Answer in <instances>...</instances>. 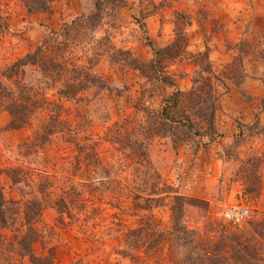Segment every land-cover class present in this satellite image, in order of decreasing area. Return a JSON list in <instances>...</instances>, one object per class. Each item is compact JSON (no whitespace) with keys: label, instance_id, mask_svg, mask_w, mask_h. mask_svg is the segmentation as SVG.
I'll use <instances>...</instances> for the list:
<instances>
[{"label":"rangeland","instance_id":"1","mask_svg":"<svg viewBox=\"0 0 264 264\" xmlns=\"http://www.w3.org/2000/svg\"><path fill=\"white\" fill-rule=\"evenodd\" d=\"M95 4L54 0L50 12L30 13L25 0H0V71ZM102 7L106 19L96 37L111 41L95 46L103 54L97 70L111 92L93 89L81 102L64 103L63 119L80 127L81 153L66 133L38 139V147L26 144L49 110L16 130L7 129L10 116L0 112V183L8 200L22 201L5 210L15 228L0 230V240L14 241L23 202L41 191L59 199L76 189L79 209L70 216L48 208L37 225L34 250L52 264H206L207 257L260 264L264 242L258 255L237 263L229 237L252 239L264 221V0H123ZM108 46L127 55L110 59ZM159 50L156 71L149 65ZM209 70L213 91L202 79ZM200 86L202 102L189 95ZM177 91L174 105L168 100ZM209 93L216 96L213 119ZM165 108L170 120L186 115L191 125L166 121ZM214 147L224 164L201 165L199 151ZM16 168L26 184L4 172ZM176 196L187 202L176 203ZM234 204L250 209L241 226L222 217Z\"/></svg>","mask_w":264,"mask_h":264},{"label":"trees","instance_id":"2","mask_svg":"<svg viewBox=\"0 0 264 264\" xmlns=\"http://www.w3.org/2000/svg\"><path fill=\"white\" fill-rule=\"evenodd\" d=\"M53 1L25 0V3L30 13L34 11L50 12V4ZM110 1L123 3V0ZM110 1L96 0L93 11L81 13L72 21L65 22L60 31L51 32L33 52L17 58L0 71V112H7L10 116L7 129L16 130L26 127L30 120L41 110L46 109L51 112L49 120L43 122L36 132L34 141L26 143L30 147H38V139H47L52 134L66 133L68 142L74 146V151L81 153L82 147L79 144L80 127L78 124L75 125L63 119L66 111L64 103L69 101L81 102L84 99L83 96L93 89L111 92L112 88L108 86L105 78L97 70L99 59L103 57V54L97 48L100 47L101 43L108 44L111 39L107 34L102 38L96 37L97 31L103 26L106 19V12L102 7L103 3ZM177 44L178 41L174 43V47H177ZM88 52H91V54L88 55ZM155 52V58L149 66L158 71L162 65L159 55L161 51ZM106 54L110 59H113L116 54L127 55L126 51L116 50L115 48L112 50L110 46L106 49ZM207 55L204 56L207 57ZM208 73H210V76L202 79L213 91L212 79L214 75L211 70ZM168 83L174 85V80ZM197 83L198 80L195 81V84ZM50 94H53L54 101H50ZM180 95L182 93L177 91L168 101L177 103ZM189 95H193L192 98L196 97L197 101H204L201 86L196 90L194 88ZM209 98L213 119L216 96L209 93ZM167 110L168 108H165L162 112V118L166 121H170V123L181 121V123H184L187 120L189 122L186 115L183 116L182 120L180 118L170 120ZM188 125H191V122ZM26 144H24L25 148H27ZM74 159L76 160L75 166H79V155H75ZM4 172L10 177V180L14 181L13 183H27L24 177L18 180L24 175L21 173L23 172L21 168L9 169ZM41 188L44 189V187ZM40 193L41 197L29 198L22 203L24 206V222L20 230L16 228L14 241L0 240V261H4V264H17L18 261L23 262L24 260L27 261L25 264H52L53 258L51 256H39L34 250V244L40 237L37 225L42 220L44 210L48 208L71 216L73 210L79 209L78 204L81 200L77 202L76 197L81 192L74 189L70 196L64 195L59 199L51 198L45 191ZM175 201L176 203L180 201L187 202V199L176 196ZM21 202L8 200L0 183V230L6 227L15 228L14 217L6 216L5 210H9V206L12 204ZM182 212V208H180L179 214L182 215ZM175 215L178 219L179 215ZM257 225L260 228L255 231L256 234L252 239L248 240L244 234H235L229 237L230 241L233 242L231 255L237 263H246L249 258L251 259L253 255H258V252H260L259 247L264 242V221L259 222ZM182 232L190 233L186 229ZM252 249L255 253H252ZM207 253L210 254L209 250H207ZM258 257L260 264H264V255ZM205 263L219 264L210 257L205 258Z\"/></svg>","mask_w":264,"mask_h":264},{"label":"built area","instance_id":"3","mask_svg":"<svg viewBox=\"0 0 264 264\" xmlns=\"http://www.w3.org/2000/svg\"><path fill=\"white\" fill-rule=\"evenodd\" d=\"M250 209L246 205L234 204L222 214L226 222L233 226L243 225L249 217Z\"/></svg>","mask_w":264,"mask_h":264},{"label":"crops","instance_id":"4","mask_svg":"<svg viewBox=\"0 0 264 264\" xmlns=\"http://www.w3.org/2000/svg\"><path fill=\"white\" fill-rule=\"evenodd\" d=\"M217 149V148H216ZM215 147L212 150L209 149H202L199 151L200 158L197 159L199 163L203 166H221L224 164V159H220V155ZM219 149V148H218ZM204 151V152H202ZM209 151V152H208ZM203 153V154H202Z\"/></svg>","mask_w":264,"mask_h":264}]
</instances>
